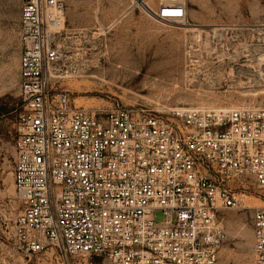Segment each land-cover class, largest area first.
<instances>
[{
    "label": "built area",
    "instance_id": "obj_1",
    "mask_svg": "<svg viewBox=\"0 0 264 264\" xmlns=\"http://www.w3.org/2000/svg\"><path fill=\"white\" fill-rule=\"evenodd\" d=\"M167 1L157 19L185 17L184 0ZM65 21L66 0H21V249L50 264H228L221 212L252 207L247 264H264V107L77 105L55 87L68 71Z\"/></svg>",
    "mask_w": 264,
    "mask_h": 264
},
{
    "label": "rangeland",
    "instance_id": "obj_2",
    "mask_svg": "<svg viewBox=\"0 0 264 264\" xmlns=\"http://www.w3.org/2000/svg\"><path fill=\"white\" fill-rule=\"evenodd\" d=\"M71 1L61 40L68 71L55 87L77 105L120 103L160 112L264 107V0H184L185 17L171 21H157L147 9L156 12L167 0H145L147 7L140 0ZM20 14L21 0H0V264H50L28 256L13 229L23 208L13 182L15 122L22 110ZM251 193L250 206H261L257 189ZM253 211L221 212L223 262L250 261ZM86 262L103 264L101 258Z\"/></svg>",
    "mask_w": 264,
    "mask_h": 264
},
{
    "label": "bare ground",
    "instance_id": "obj_3",
    "mask_svg": "<svg viewBox=\"0 0 264 264\" xmlns=\"http://www.w3.org/2000/svg\"><path fill=\"white\" fill-rule=\"evenodd\" d=\"M140 3L141 4H143V5H145V0L142 2L141 0H140ZM145 7H147L146 5H145ZM147 9L149 10V14L152 16V17H154L157 21H163V20H160V19H157L153 14H154V12H152V9L151 8H148L147 7ZM151 12V13H150ZM175 19H178V18H175ZM171 20H173V19H169L168 21H171ZM261 59V58H260ZM262 60H264L263 58H262ZM261 62V61H260ZM264 63V62H263ZM263 65V64H262ZM261 65V66H262ZM261 69V68H260ZM100 72V71H99Z\"/></svg>",
    "mask_w": 264,
    "mask_h": 264
},
{
    "label": "crops",
    "instance_id": "obj_4",
    "mask_svg": "<svg viewBox=\"0 0 264 264\" xmlns=\"http://www.w3.org/2000/svg\"><path fill=\"white\" fill-rule=\"evenodd\" d=\"M67 4H69V10H70L71 9L72 1L71 0H66V12H67Z\"/></svg>",
    "mask_w": 264,
    "mask_h": 264
}]
</instances>
